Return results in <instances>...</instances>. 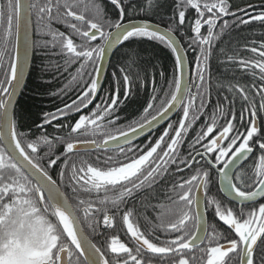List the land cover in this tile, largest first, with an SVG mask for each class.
I'll return each mask as SVG.
<instances>
[{"label": "snow or ice", "instance_id": "obj_1", "mask_svg": "<svg viewBox=\"0 0 264 264\" xmlns=\"http://www.w3.org/2000/svg\"><path fill=\"white\" fill-rule=\"evenodd\" d=\"M110 2L119 9V18L114 21L105 18L106 13L97 0H89L87 7L93 12L94 18L87 20L83 12L78 14L73 10L81 0H44L43 3L40 0H8L6 16L0 8V23L6 19L7 24L0 38V264H113L106 252L90 240L82 225L95 232L99 222H94V214L103 212V224L111 228L113 216L107 208L97 207L96 204L111 203L119 210L126 198L146 186L150 188L169 173L173 165L176 172L185 169H194V172L187 178L181 177L178 182H173L175 199L169 198L171 203L157 218L160 222L152 224L148 234L133 221L131 209L123 212V225L134 241L135 248L128 247L117 236H111L107 251L118 258L115 264H154L157 258L159 264H194L198 258L195 255L189 257L187 253L197 249L200 253L199 264H229L231 255L238 258V264H254L257 247L260 248L264 264V203H258V207L253 206L248 211L241 207L238 215L232 207L209 195L211 173L215 170L221 190L241 205L246 202L255 205L257 198L264 199V139H255L261 155L253 169L252 182L246 183L244 172L237 171L240 161L253 152L250 142L260 132L256 124L257 105L255 98H249V90L239 84L226 85L233 93V101L238 94L246 102L240 114L239 127L234 122V107L232 117L227 118L225 108L217 105L211 122L206 120L189 143L188 154L181 153L189 130L207 105V67L212 42L229 26V21L224 20L220 32L214 33L217 21L223 16L232 15L236 16L233 23L240 25L251 21L264 22V11L244 19L237 16L236 12H229L228 0H176L179 26L185 23L186 18V11L181 9H195L197 14L191 25L195 35L189 47L195 46L199 51L190 82L185 50L178 44L174 29L171 26L166 29L158 25L153 27L146 21L124 23L125 7L121 0ZM147 7H153V0H147ZM237 11L248 15L244 8ZM33 14L38 30L47 29L48 34L57 40L67 60L79 62L70 82L83 81L76 98L62 108H57L54 113H44L43 119V124L49 125L55 120L67 119L71 114H79L74 123L57 125V128L70 129L67 137L49 138L42 135L30 140L24 132L17 131L12 102L23 83L28 53L34 46V41L28 36ZM72 20L80 22L81 26ZM53 21L65 23L81 42H74L72 35L53 31ZM204 25L208 28L206 35L201 34ZM13 27L17 40L23 27V53L18 44L10 39ZM142 37L164 43L175 57L174 77L169 81L159 104L155 103L157 97L154 94L138 119L121 124L117 108L124 101L119 100L117 89L116 93L101 97V102L96 103L91 112L80 114L94 102L102 87L100 73L106 53L132 38ZM97 39L100 43L94 44ZM260 48H264V44ZM251 52L258 53L260 59H240L239 66L259 69V78L264 81V51L252 47ZM228 59L235 60V57L229 56ZM123 80L124 96L128 97L130 80L127 75ZM252 90L260 98L259 111L264 112V84ZM181 109L178 123H168L163 133L146 150L133 143L136 137L159 122L166 121L174 110ZM246 113L250 117L247 123ZM220 117L226 121L222 125L218 124ZM241 128L245 131H241ZM88 136L93 138H86ZM57 144L63 145V152L59 155L54 153ZM41 145L53 151L52 156L45 154L46 165L42 163L45 157L39 155ZM81 149H118L117 155L122 159L107 157L104 163L110 166L106 168L93 166L84 160L78 166L76 162L66 159ZM62 158L64 163L59 171L58 183L50 170ZM201 161L205 166L196 167L201 165ZM66 178L75 194V205L61 190ZM93 192H103V199L80 198L90 196ZM208 208H214L218 220L228 226L237 238H228L226 243L219 242L222 234L216 231L215 225L210 232L205 220ZM154 230L171 238L161 241L157 236V242H154L149 238Z\"/></svg>", "mask_w": 264, "mask_h": 264}, {"label": "trees", "instance_id": "obj_2", "mask_svg": "<svg viewBox=\"0 0 264 264\" xmlns=\"http://www.w3.org/2000/svg\"><path fill=\"white\" fill-rule=\"evenodd\" d=\"M41 3L44 0H40ZM101 5L103 11L106 13V19L115 20L119 18V9H116L110 2V0H97ZM122 6L125 7L124 21L128 20H146L155 24H158L164 28L172 27L174 29V35L178 38L181 47L185 50L186 59L190 71V82L192 77V70L196 63V55L199 49L195 46L189 47L190 40L194 37V33L191 31V25L197 18L195 9H181L186 11L185 23L179 26V19L176 10V0H153V7L150 9L147 7V0H121ZM8 0H0V8L7 14ZM89 0H81V3L73 10L78 14L83 12L87 19H92L93 12L88 8ZM229 12H236V15L248 19L249 15L258 14L264 11V0H228ZM251 5L252 7H248ZM240 8L246 9L248 15L245 12L237 11ZM61 11H64L61 9ZM207 18V13L205 14ZM33 28V51L30 68L27 74V78L23 89L15 103L13 114L14 119L17 121V131L24 132L27 138L35 140L37 137L46 135L49 138L56 136L67 137L69 128H57V125H66L74 123L78 119L79 114H71L67 119L61 118L53 121L49 125L43 124L44 113H54L57 108H62L64 104L70 103L76 98L80 86L83 81L79 83H70L72 76L76 73V69L79 67V62L72 63L67 60V57L61 53V49L58 46L57 40H54L53 36L48 34L47 29L40 31L37 28L36 16L33 14L31 17ZM224 20L229 21V26L224 29L223 33L219 35L218 39L212 42L211 56L208 60L207 67V79L209 83V96L207 98V105L204 113L200 114L199 120L193 124L192 129L189 130V135L185 138V143L182 145V155H187L190 151L189 143L195 137L197 131L201 126L205 124L206 120L211 122L214 110L217 105H221L227 112V118L232 117L233 107L235 109V123L239 127L241 124L240 114L243 108L246 106V102L242 101L237 94L233 101V93L230 92L226 85L229 83L239 84L245 86L249 91V98H255L257 105V122L260 129L258 135L250 143H253L254 147H258L255 143V139H264V112L259 111L260 98L256 96L254 88H259L264 81H261L259 76V69H244L239 66V60H258V53H252L251 48L256 47L261 51L264 48H260L261 44H264V22L251 21L249 24L240 25L233 23L236 20V16L227 15L223 16L217 21V26L214 29V33L220 32V26L223 25ZM71 22H80L72 20ZM7 27L6 19L4 23H0V38L4 35V29ZM86 30V25L83 26ZM53 31L62 32L65 35H72L74 42L80 43V39L75 37L71 29L63 22L53 21L51 24ZM208 31L207 25L202 26L201 34L206 35ZM13 35L10 37L14 43L15 28L12 29ZM47 42V43H45ZM94 44L100 43L97 39ZM229 56H234L235 60H229ZM174 61L175 57L164 43L149 39L146 37L132 38L129 41L123 42L112 54L108 68L105 74L102 87L99 90L94 102L89 105L86 110H82L80 114H87L95 107L96 103L101 102V97L110 96L117 92L118 98L124 103L120 104L117 108V115L120 116L121 124L128 123L132 120L138 119L143 108L147 106V103L155 94L157 99L156 104H159L160 99L164 96L165 90L168 89L169 81L174 77ZM163 73V76L161 75ZM255 73V75H253ZM127 75L129 77V91L128 97L124 96V80L123 77ZM225 85V86H220ZM155 90V92H154ZM195 91V88H193ZM225 97L228 99L225 100ZM110 102V101H109ZM231 102V103H230ZM154 114V113H153ZM182 115V109L171 118L166 124L162 125L153 133L149 134L134 142V144L140 148L147 149L151 143L155 142L162 133L168 123H178L180 116ZM218 116L219 114L216 113ZM250 119L249 115L245 114V123ZM225 118L220 117L218 124H224ZM245 131L244 128L240 129ZM88 139L93 137L88 136ZM99 137L98 139H102ZM256 144V145H255ZM226 146V145H225ZM259 149V148H258ZM256 149L250 159L243 164L237 171L244 172L246 183L250 184L254 179L253 169L255 167L254 161L258 162V157L261 155L260 150ZM63 152V145L57 144L54 149L55 155H59ZM118 149L112 150H91L80 151L79 153L70 154L66 159L70 162H76L79 166L80 161L84 160L93 166L106 168L110 165H106L104 161L107 157L111 156L115 160H120L122 157L117 155ZM53 155V151L47 146L41 145L39 148V155L44 156L42 161L44 165L47 163V157ZM99 157V159H98ZM54 158V157H53ZM214 158V157H213ZM199 159V158H198ZM64 163V158L58 161L57 165L50 170V174L59 183V171ZM205 166L201 161V165L196 167ZM193 170L185 169L183 172H176L175 165L170 167L169 173L165 174L153 184L150 188L134 193L133 196L126 198L125 203L119 206V210L111 203L100 205L97 207L107 208L109 214L113 216V225L111 228L105 227L103 224V212L94 214L93 220L99 222V226L95 232L85 227L86 233L93 243H96L106 252V255L115 264L118 259L115 254H111L107 251V243L110 241L111 236H117L121 242L125 243L128 247L134 246L130 235H128L126 226L123 225L122 215L126 210L131 209L133 211L132 219L138 224L141 231L148 234L152 224H157L160 221L157 219L164 209L171 203V199H175V195L172 192L173 182H178L181 177L187 178L193 174ZM212 179L209 185V195L215 196L220 199L226 206L232 207L237 212V206L227 201L218 191L216 184V174L212 170ZM61 190L68 196L69 201L76 204L75 194L69 187L67 178L64 183L61 184ZM118 191V190H117ZM104 193L99 194L93 192L90 196H81L80 198L93 199L98 201L103 199ZM253 205L245 206L251 208ZM208 208L206 214L211 217V210ZM82 216V213L80 214ZM215 226L220 227L215 224ZM219 230L221 229L218 228ZM218 230V231H219ZM159 237L160 240L171 238L165 235L159 230H154L153 235L149 238L153 239ZM264 239V238H262ZM260 242L258 243V245ZM205 247V245H204ZM189 257V253H187ZM206 259V257H204ZM254 264H262L260 248L257 247L254 252Z\"/></svg>", "mask_w": 264, "mask_h": 264}, {"label": "water", "instance_id": "obj_3", "mask_svg": "<svg viewBox=\"0 0 264 264\" xmlns=\"http://www.w3.org/2000/svg\"><path fill=\"white\" fill-rule=\"evenodd\" d=\"M129 21H132V22H136V23H139L141 21H146V20H140V19H137V20H128V21H123L124 23H127ZM148 22L149 24H151L153 27L157 26L158 24H155V23H152V22H149V21H146ZM161 29H166L160 25H158ZM28 36L31 40H33V28H32V23L28 29ZM176 37V36H175ZM176 40L178 42V44L180 45V42L178 40V38L176 37ZM23 41H24V30H23V27L21 28V32H20V35H19V39L17 40L16 36H15V40H14V44H18L19 46V49L21 51V53H23ZM120 45H117L115 48H113L110 52L106 53V56L104 58V61H103V67H102V70H101V73H100V80H101V84L103 83L104 81V78H105V74H106V71H107V68H108V64H109V60L113 54V52L119 47ZM181 46V45H180ZM32 51H33V47L29 50V53H28V62H27V68H26V71H25V74H24V78H23V83L21 84L20 88L17 90L16 92V95L13 99V110H14V106H15V103L23 89V86L25 84V81H26V78H27V74H28V71H29V68H30V64H31V58H32ZM185 54V53H184ZM186 56V55H185ZM186 71L188 73V76H189V79H190V71H189V66H188V62H187V67H186ZM100 90V89H99ZM96 98V97H95ZM95 100V99H94ZM178 112V110H174L168 117V119L166 121H161L159 122L154 128L148 130L147 132H145L143 135H140L138 137H136V139L133 141L134 142H137L138 140H140L141 138L145 137V136H148L149 134H151L152 132H154L155 130H157L158 128H160L162 125L166 124L171 118L174 117V115ZM94 150V149H93ZM80 151H91V150H85V149H81ZM251 155L248 154V156H246L245 158H243L238 167L244 163V161ZM237 167V169H238ZM217 186H218V189H219V192L220 194L228 201L230 202H234L236 203L237 205L241 206L240 202L237 201V200H234L232 197H228L226 195V193H224L222 190H221V184L219 182V178L217 176ZM259 198H257L258 200ZM251 202H246L245 204H249ZM205 220H206V215H205ZM132 239V238H131ZM134 242V241H133Z\"/></svg>", "mask_w": 264, "mask_h": 264}, {"label": "flooded vegetation", "instance_id": "obj_4", "mask_svg": "<svg viewBox=\"0 0 264 264\" xmlns=\"http://www.w3.org/2000/svg\"><path fill=\"white\" fill-rule=\"evenodd\" d=\"M15 40V39H14ZM256 124H257V127L259 128V126H258V122H257V120H256ZM156 131V130H155ZM153 133V132H152ZM253 143H250V146H252L253 147V152L251 153V155L244 161V163H242L239 167H238V169L241 167V166H243V164H245L249 159H250V157L254 154V152H255V150L256 149H258L259 147H254V145H252ZM256 145V144H255ZM259 150V149H258ZM213 158V157H212ZM214 159V158H213ZM258 160V159H257ZM254 164H256V161H254ZM237 169V170H238ZM215 171V170H214ZM215 174H216V172H215ZM216 184H217V175H216ZM217 188H218V186H217ZM218 191H219V189H218ZM228 201V200H227ZM230 202V201H229ZM231 203H233V204H235L236 206H237V214L239 215V209L241 208V207H245V206H249V205H252V203H249V204H244V205H241V206H239V205H237L236 203H234V202H231ZM258 203H264V199H262V198H259L258 200H257V203L255 204V205H253V206H256V207H258ZM248 210H250V208H246L245 209V211H248ZM211 217H208L207 216V214H206V211H205V215H206V223H207V225H208V228H209V231L211 232V231H213V225H215V224H217V225H219L220 227H221V229L219 230L218 228H220V227H218V226H216V231H218V232H220L221 234H222V238H221V240L219 241L220 243H226V239H228V238H237L236 236H235V233L231 230V229H229L228 228V226H226V225H224L223 224V222H221V221H219L218 220V218L215 216V214H214V208L211 210ZM128 235H130V234H128ZM132 240V239H131ZM132 242H133V240H132ZM260 242V240H258V243ZM133 244H134V242H133ZM201 247H204V245H201ZM131 248H135V244H134V246H131ZM189 255L190 256H193V255H195L197 258H198V261L197 262H194V264H199V262H200V253H199V250L197 249V250H194L193 252H189ZM154 264H159V262H158V258L156 259V260H154ZM229 264H238V258L235 256V255H231L230 256V258H229Z\"/></svg>", "mask_w": 264, "mask_h": 264}]
</instances>
